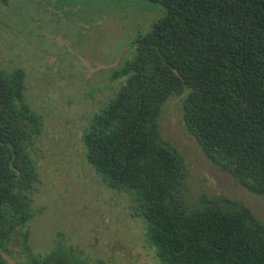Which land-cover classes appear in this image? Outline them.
<instances>
[{
    "label": "trees",
    "instance_id": "16d2710c",
    "mask_svg": "<svg viewBox=\"0 0 264 264\" xmlns=\"http://www.w3.org/2000/svg\"><path fill=\"white\" fill-rule=\"evenodd\" d=\"M165 10L136 36L115 75L118 91L82 127L88 163L127 192L160 264H264V220L246 205H190L185 165L159 129L161 105L182 95V116L205 155L264 195V0H148ZM43 115L25 95V70L0 67V264L27 234L38 178L31 154ZM24 264L91 262L57 244Z\"/></svg>",
    "mask_w": 264,
    "mask_h": 264
},
{
    "label": "rangeland",
    "instance_id": "374dc122",
    "mask_svg": "<svg viewBox=\"0 0 264 264\" xmlns=\"http://www.w3.org/2000/svg\"><path fill=\"white\" fill-rule=\"evenodd\" d=\"M165 13L148 0H0V67L25 70V95L43 115L31 154L38 178L26 237L16 234L5 256L13 264L60 244L105 264H160L144 241L145 225L130 195L107 186L88 163L82 127L116 94L134 40ZM182 95L161 105L159 129L185 165L190 205L244 204L264 220V195L212 162L185 126Z\"/></svg>",
    "mask_w": 264,
    "mask_h": 264
}]
</instances>
